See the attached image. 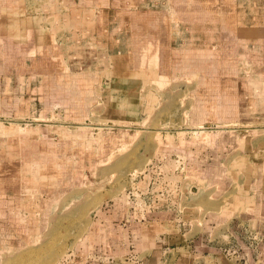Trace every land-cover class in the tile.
<instances>
[{
	"label": "rangeland",
	"instance_id": "rangeland-1",
	"mask_svg": "<svg viewBox=\"0 0 264 264\" xmlns=\"http://www.w3.org/2000/svg\"><path fill=\"white\" fill-rule=\"evenodd\" d=\"M19 9L52 30L58 55L48 71L40 34L36 57L47 85L23 96L19 73H28L31 55L0 40V84L10 75L15 90L0 89V264H102L85 261L88 250H100L92 222L102 205L115 209L143 186L137 175L148 163L183 157L182 202L210 200L228 184L240 138L264 137V0H25ZM3 10L0 23L10 28L18 12ZM83 30L95 34L104 68L149 71L141 96L131 98L134 121L106 116L96 98L103 78L79 86L74 76L56 77L65 56L83 50L66 35ZM7 31L0 24V37ZM12 35L24 41V33ZM77 70L94 78L95 70ZM46 88H60L68 102L52 104ZM13 95L17 105L27 100V113L11 107ZM81 97L86 108L73 118ZM38 144L51 151L44 177L35 176ZM257 234L253 223L247 235Z\"/></svg>",
	"mask_w": 264,
	"mask_h": 264
},
{
	"label": "crops",
	"instance_id": "crops-1",
	"mask_svg": "<svg viewBox=\"0 0 264 264\" xmlns=\"http://www.w3.org/2000/svg\"><path fill=\"white\" fill-rule=\"evenodd\" d=\"M24 3L25 0H9L0 4V15L3 14L4 7L18 12L11 19L10 28L4 25V22L0 23L6 31L10 30L4 33L0 40L22 52L26 50V53L31 55L28 73H19V91L23 92V96L28 87L37 90L42 84L47 85L49 72L39 70L45 61L40 63L39 60L42 58L36 57L39 51L35 48L38 45L36 41L40 34L44 44H48L44 48L46 52L44 54L49 56L48 71L56 66L54 57L58 55L52 30L48 27L45 31L38 16H30L19 9ZM88 12L92 14L91 11ZM8 22L9 18L5 24ZM19 33H24L23 42L14 40L12 34ZM75 33V37L81 40L74 41L75 37L71 34L65 38L74 44L82 42L80 46L83 50L76 49L66 55L65 62L63 59L60 63L61 71L56 77L61 79L74 76L71 79L79 86L97 84L96 81L103 78L102 91L96 98L99 100L98 104L104 106L106 116H110L109 120L113 123L117 120L134 121L128 116L131 117L133 114L131 98L139 94L141 96L140 78L150 80L149 71L143 68L134 71L129 68L124 72H118L113 66L112 69L104 68L101 65L103 61L100 62L96 56L94 57V51L98 49V42L93 39L95 34H92L91 30H83L80 35L77 31ZM59 39V37L56 39L58 43ZM76 69L95 70L94 78L85 79L81 75L83 73L79 72L74 74ZM4 77L6 81L0 84L1 93L7 89L14 90L11 86V76ZM46 89L47 97L52 104L68 102L66 96H57L59 90L56 89L60 88ZM2 98L3 96L1 102ZM19 99L21 101L19 100L17 105L18 98L13 95L11 107L25 110L27 113V100H23L22 97ZM80 100L82 101L79 102L80 109L74 116L70 115L73 118H77V115L79 117L80 111L86 108L83 101L87 99L81 97ZM3 107L1 104L2 112L6 114ZM238 143L239 150L232 159V165L229 166L228 184L223 186L216 198L210 200L200 199L191 204L182 202L178 178L183 176L182 169L186 165L183 157L174 158L175 163L160 159L158 161L161 164L148 163L146 170L137 175L139 177L137 181L142 183V187H135V190L127 192L125 198L115 201L121 204V206L116 204L115 209L112 207L114 203H105L100 207L90 230L91 234L99 232L98 242L93 243L94 246H100V250H90L91 252L88 250L85 261L92 259L102 261V264H264V137L253 139L251 136L250 138L242 136ZM38 147L39 160L33 162L36 166L35 176L40 174L44 177L50 172L46 159L51 151L46 152L39 144ZM178 167L181 173L176 174ZM1 203L0 199V213H3ZM253 223L254 232L258 234L257 238L251 241L247 230Z\"/></svg>",
	"mask_w": 264,
	"mask_h": 264
}]
</instances>
